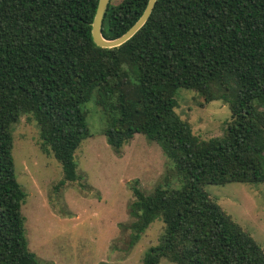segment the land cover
<instances>
[{
  "label": "trees",
  "instance_id": "1",
  "mask_svg": "<svg viewBox=\"0 0 264 264\" xmlns=\"http://www.w3.org/2000/svg\"><path fill=\"white\" fill-rule=\"evenodd\" d=\"M98 1L0 0V264H42L25 235L14 125L31 116L42 151L62 167L59 185L74 182L92 98L116 153L140 134L173 164L150 194L132 188L129 248L155 220L164 225L141 264H264L257 242L205 191L264 183V0H157L144 26L110 49L91 34ZM147 3L109 0L102 36L121 37ZM179 89L228 104L222 137L194 135L175 112Z\"/></svg>",
  "mask_w": 264,
  "mask_h": 264
},
{
  "label": "rangeland",
  "instance_id": "2",
  "mask_svg": "<svg viewBox=\"0 0 264 264\" xmlns=\"http://www.w3.org/2000/svg\"><path fill=\"white\" fill-rule=\"evenodd\" d=\"M121 0H111L116 5ZM176 114L201 140L222 137L230 121L228 104H205L193 91L176 92ZM91 136L75 152L77 180L59 185L60 164L40 147L39 129L29 115L13 127L16 179L26 194L21 212L29 250L42 264H141L159 243L162 221L155 220L129 248L128 206L133 187L150 194L173 167L160 146L136 134L119 153L103 134L102 109L92 98L84 105ZM168 186L178 183L169 180ZM205 191L264 252V183L207 185ZM160 264H174L162 259Z\"/></svg>",
  "mask_w": 264,
  "mask_h": 264
},
{
  "label": "water",
  "instance_id": "3",
  "mask_svg": "<svg viewBox=\"0 0 264 264\" xmlns=\"http://www.w3.org/2000/svg\"><path fill=\"white\" fill-rule=\"evenodd\" d=\"M157 0H148L146 8L142 13L141 17L137 20V22L121 37L114 40H107L102 36V21L106 12L107 5L109 0H99L96 13L92 22L91 34L94 43L101 48H115L119 47L125 42H127L132 36L136 34L146 23L148 18L150 17L152 10L155 6Z\"/></svg>",
  "mask_w": 264,
  "mask_h": 264
}]
</instances>
